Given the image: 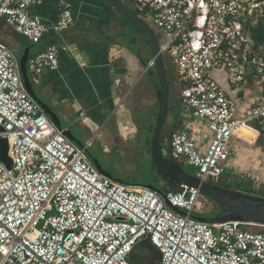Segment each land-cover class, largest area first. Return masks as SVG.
Instances as JSON below:
<instances>
[{"label":"built area","instance_id":"obj_1","mask_svg":"<svg viewBox=\"0 0 264 264\" xmlns=\"http://www.w3.org/2000/svg\"><path fill=\"white\" fill-rule=\"evenodd\" d=\"M129 1L155 28L175 67L182 107L212 133L202 152L193 134L174 131L171 157L194 167L203 181L220 177L242 125L264 123V93L239 118L212 72L224 69L236 86L248 67L264 79V45L251 36L253 23L264 22V0ZM41 3L0 0V18L38 44L49 30L32 10ZM58 9L53 28L59 33L75 19L67 0ZM60 48L49 44L29 57L28 68L35 75L57 70ZM155 66L148 60L145 73ZM0 127L13 161L9 169L0 160V264H136L133 248L149 235L162 254L159 264H264V224L201 221L196 216L206 198L194 186L161 194L100 172L87 155L93 140L80 146L65 136L27 90L19 58L2 40Z\"/></svg>","mask_w":264,"mask_h":264},{"label":"crops","instance_id":"obj_2","mask_svg":"<svg viewBox=\"0 0 264 264\" xmlns=\"http://www.w3.org/2000/svg\"><path fill=\"white\" fill-rule=\"evenodd\" d=\"M59 1L42 0L40 5L32 9L49 28L40 43L33 44L1 18L0 40L13 51L19 50L21 56L30 47L29 57L49 44L61 47L57 70H45L35 75L29 68V73L37 97L57 113L63 129L69 130L79 142L75 144L85 145L93 140V145L102 146L109 141L118 142L122 137L137 134L129 105L136 97L140 80L144 82L139 88L144 87L146 91L152 92L154 87L150 72L144 71L148 60L152 59L150 49L140 37L137 38L140 44L123 39L125 33L137 35L125 23L124 17L99 0H67L74 14V23L56 32L53 27L59 18ZM124 1L131 4L129 0ZM261 23L256 22L255 25ZM253 40L256 46L264 45L256 43H262L264 34L259 36V41ZM170 65L176 72L171 62ZM214 72L215 80L237 105L238 117L249 115L264 93V79L248 67L245 81L236 86L230 84L224 69H215ZM177 87L180 89V84ZM176 110L168 124L169 129H186L195 136L200 150L205 152L212 137L207 123L191 114L185 124L179 102ZM241 128L225 172L233 167L234 177L243 180L244 188L260 190L264 184V145L260 141L261 136H264V123L252 121ZM166 141L164 150L167 152L170 145L169 140ZM237 141L245 144L237 146ZM245 171L253 174L249 176ZM226 177L233 178L232 174ZM164 186L168 188L170 185Z\"/></svg>","mask_w":264,"mask_h":264},{"label":"water","instance_id":"obj_3","mask_svg":"<svg viewBox=\"0 0 264 264\" xmlns=\"http://www.w3.org/2000/svg\"><path fill=\"white\" fill-rule=\"evenodd\" d=\"M99 1L115 10L130 23V27L134 29L137 35L136 38L140 37L143 40L145 45L150 49L152 58L155 59V70H151L150 75L153 77L155 76L157 79L158 88H156V94L159 108L156 114V124L151 139V154L153 158V172L159 181L164 185L187 184L194 186L198 188L204 196L212 198L221 207V211L218 215L212 218L196 216L198 220L209 223H223L231 220H239L264 224V195H257L250 188H244L241 183H229L228 185L221 186L217 184L221 179L219 176H210L207 181H203L196 175L186 171L180 163L171 157V148L168 149L167 154L164 153V146L161 138L163 129L167 124L168 116L171 113V86L174 80H170L166 56L160 49L159 35L157 31L140 16L137 10L124 0ZM29 51L30 47L26 49L25 53L19 59L23 80L27 90L43 107L46 114L56 126L63 130L65 136L71 141L79 144L76 137L69 130L63 129L59 116L51 106L37 97L27 65L30 56ZM2 130L3 128L0 127V131ZM260 141L264 145L263 135ZM0 160L9 169L13 167V161L9 155V140L7 137L3 136H0ZM93 164L100 172L113 178L110 173L102 168L98 160L93 159ZM113 179L117 180L115 178ZM148 187L157 190L161 194L165 193L154 186L150 185ZM161 256L162 254L159 248L152 243L149 235L134 246L130 255V260L136 264H159Z\"/></svg>","mask_w":264,"mask_h":264},{"label":"rangeland","instance_id":"obj_4","mask_svg":"<svg viewBox=\"0 0 264 264\" xmlns=\"http://www.w3.org/2000/svg\"><path fill=\"white\" fill-rule=\"evenodd\" d=\"M264 25V23H263ZM131 37V38H130ZM122 38L127 40L132 44H140V40L136 36L123 34ZM254 39V38H253ZM135 40V43H133ZM138 42V43H137ZM18 58L21 57V52L19 50L14 51ZM166 61L168 67V73L171 74L172 68L169 65V59ZM155 70V68L153 69ZM216 74L214 71L212 74ZM137 88L136 97L132 99L130 103V108L133 116V121L135 122V129L140 130L142 126H147L155 123L154 115L158 112V99L156 96L155 87L152 88V92H148L139 88V85L144 82L140 80ZM139 92V93H138ZM182 114L184 118V123L186 124L190 119L191 111L182 107ZM172 121V114L170 113L167 119V125ZM165 126L164 133H167L168 128ZM148 127L144 128V133L146 129L150 130ZM184 127H181L183 129ZM143 130V129H142ZM141 130V131H142ZM142 132L132 134L126 138H120V141L108 142L102 146L94 144L87 151L89 159L93 162V159H96L100 162L102 168L110 173L113 178L120 180L122 182L130 184H141L146 186H154L164 192H166L165 186L159 181L157 176L153 172V158L150 153L149 147L144 143V137H142ZM245 144L243 141H237L236 145L240 146ZM234 156L231 158L233 160ZM188 170L194 171L195 168L189 165H184ZM234 168H229L227 171L220 177L222 182L231 183L232 181L226 176L229 174L234 177ZM246 174L251 176L253 173L250 171H245ZM233 183V182H232ZM213 209V205L210 201L206 200L205 207L203 212H205V217L212 218L210 216V211ZM252 230H262L260 226H249Z\"/></svg>","mask_w":264,"mask_h":264},{"label":"trees","instance_id":"obj_5","mask_svg":"<svg viewBox=\"0 0 264 264\" xmlns=\"http://www.w3.org/2000/svg\"><path fill=\"white\" fill-rule=\"evenodd\" d=\"M124 20H125V23L126 24H128V25H130V23L125 19V18H123ZM262 22V23H261ZM258 23H261L262 25H263V21H258ZM255 25V23H253V25L251 26V35H252V37L256 40V41H259V36L260 35H263L264 34V26H262V25ZM261 26V27H260ZM133 32H134V29H133ZM135 33V32H134ZM136 34V33H135ZM257 43V45H261V44H264V40L262 41V43L261 42H256ZM166 61H167V63H168V60H167V57H166ZM169 65H170V60H169ZM171 66V65H170ZM171 68H173V67H171ZM175 68V67H174ZM29 69V68H28ZM169 76H170V80H174L176 83H178L179 82V80H178V77H177V72H175V70H173L172 69V72H171V74H169ZM152 79H153V84H154V87H155V89L156 88H158V83H157V79L155 78V76L153 77L152 76ZM172 85H174V84H172ZM178 90H180V89H178ZM179 94H180V92L179 91H176V92H172V94H171V108H170V112L173 114V115H175L176 114V108H177V103L178 102H180V97H179ZM175 131V127H173L172 129H170V132H168L167 134H162V138H161V140H162V144H163V146H165V142H167L166 140H169L170 139V136H171V134L173 133ZM183 167H184V165H187V164H185V163H183V162H181L180 163ZM184 169L186 170V171H188L189 173H191V174H194V175H196V170H194V171H191V170H188V169H186L185 167H184ZM222 176V175H221ZM220 176V177H221ZM217 184H219V185H221V186H225L227 183L226 182H222L221 180H219L218 182H217ZM165 189H166V192L168 191V190H173V191H176V190H178L179 189V185H177V184H174V185H170L168 188L167 187H165ZM252 191L253 192H255L257 195H259V196H262V195H264V184L261 186V189L260 190H255V189H252ZM205 198H206V200H208V201H210L211 203H212V205H213V209L210 211V216H216V215H218L219 213H220V211H221V207L212 199V198H210V197H206L205 196ZM198 216H200V217H205V212H201V213H198Z\"/></svg>","mask_w":264,"mask_h":264},{"label":"flooded vegetation","instance_id":"obj_6","mask_svg":"<svg viewBox=\"0 0 264 264\" xmlns=\"http://www.w3.org/2000/svg\"><path fill=\"white\" fill-rule=\"evenodd\" d=\"M131 5L134 7V5L131 3ZM152 26V25H151ZM153 27V26H152ZM154 28V27H153ZM155 29V28H154ZM172 84H174V85H172L171 86V88H172V92H176V91H179L180 92V90H178V87H177V84H179V83H176L175 81L174 82H172ZM156 96H157V94H156ZM158 99V98H157ZM181 104V102H179V105ZM171 111V110H170ZM156 114L157 113H155V115H154V118H155V123L154 124H151V125H148L147 124V126H142L141 127V129L140 130H137V132L138 133H140V132H142V137H144V143H145V145L147 146V147H149V150H150V153H151V139H152V135H153V130H154V127H155V124H156ZM167 125V124H166ZM148 126H150L149 128H150V130H148V128L146 129V132L144 133V128L145 127H148ZM152 127V128H151ZM169 127V125H167V128ZM143 129V130H142ZM164 129H165V127H164ZM164 129H163V133L162 134H166V133H164ZM142 130V131H141ZM170 131V129L168 128V131L167 132H169ZM234 184H236V183H241L242 184V186L244 187V184H243V180L241 179V178H237V177H233V178H231L230 179ZM231 182V183H232ZM226 185H228V183L226 184Z\"/></svg>","mask_w":264,"mask_h":264},{"label":"bare ground","instance_id":"obj_7","mask_svg":"<svg viewBox=\"0 0 264 264\" xmlns=\"http://www.w3.org/2000/svg\"><path fill=\"white\" fill-rule=\"evenodd\" d=\"M242 128L239 129V131L241 130Z\"/></svg>","mask_w":264,"mask_h":264}]
</instances>
